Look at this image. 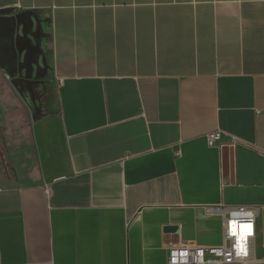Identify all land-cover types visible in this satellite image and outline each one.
<instances>
[{
	"label": "crops",
	"instance_id": "1",
	"mask_svg": "<svg viewBox=\"0 0 264 264\" xmlns=\"http://www.w3.org/2000/svg\"><path fill=\"white\" fill-rule=\"evenodd\" d=\"M3 9L0 264H167L170 247L220 244L212 208L240 205L264 257V0Z\"/></svg>",
	"mask_w": 264,
	"mask_h": 264
},
{
	"label": "built area",
	"instance_id": "2",
	"mask_svg": "<svg viewBox=\"0 0 264 264\" xmlns=\"http://www.w3.org/2000/svg\"><path fill=\"white\" fill-rule=\"evenodd\" d=\"M209 146L223 147L222 132L214 130L206 135ZM236 140L230 141L233 145ZM264 153V149H262ZM212 212L222 218L223 237L215 246L180 244L167 250V264H251L264 262L255 256L256 217L253 206L223 208L215 206ZM250 226V227H248Z\"/></svg>",
	"mask_w": 264,
	"mask_h": 264
},
{
	"label": "rangeland",
	"instance_id": "3",
	"mask_svg": "<svg viewBox=\"0 0 264 264\" xmlns=\"http://www.w3.org/2000/svg\"><path fill=\"white\" fill-rule=\"evenodd\" d=\"M2 90L10 91V87L5 86ZM0 95H2V93H0ZM10 102H14V105H11V107H13V111L17 115L16 120L17 122H19L20 130H26L27 123H31V118L29 116V113H27V109L20 103L17 95ZM12 156L13 155H10L8 153V150L6 149L5 138L0 129V171H2L4 177H7L8 175L10 176L12 174Z\"/></svg>",
	"mask_w": 264,
	"mask_h": 264
},
{
	"label": "water",
	"instance_id": "4",
	"mask_svg": "<svg viewBox=\"0 0 264 264\" xmlns=\"http://www.w3.org/2000/svg\"><path fill=\"white\" fill-rule=\"evenodd\" d=\"M9 12H10V10L3 9V10H0V15L6 14V13H9Z\"/></svg>",
	"mask_w": 264,
	"mask_h": 264
},
{
	"label": "snow or ice",
	"instance_id": "5",
	"mask_svg": "<svg viewBox=\"0 0 264 264\" xmlns=\"http://www.w3.org/2000/svg\"><path fill=\"white\" fill-rule=\"evenodd\" d=\"M248 227H250V226H248Z\"/></svg>",
	"mask_w": 264,
	"mask_h": 264
}]
</instances>
